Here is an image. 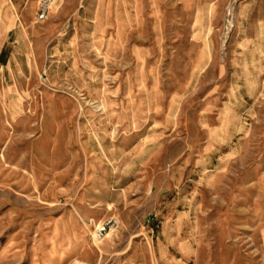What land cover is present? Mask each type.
I'll use <instances>...</instances> for the list:
<instances>
[{
    "label": "rangeland",
    "instance_id": "374dc122",
    "mask_svg": "<svg viewBox=\"0 0 264 264\" xmlns=\"http://www.w3.org/2000/svg\"><path fill=\"white\" fill-rule=\"evenodd\" d=\"M0 264H264V0H0Z\"/></svg>",
    "mask_w": 264,
    "mask_h": 264
},
{
    "label": "built area",
    "instance_id": "2783aa9c",
    "mask_svg": "<svg viewBox=\"0 0 264 264\" xmlns=\"http://www.w3.org/2000/svg\"><path fill=\"white\" fill-rule=\"evenodd\" d=\"M51 3L50 1H45L43 3L42 13L40 14V20L46 18L47 11L50 8ZM120 227V222L116 218H111L105 222H101L96 225L94 232H93V239L95 241H103L112 233H115Z\"/></svg>",
    "mask_w": 264,
    "mask_h": 264
}]
</instances>
